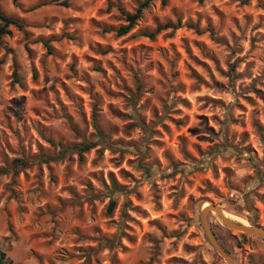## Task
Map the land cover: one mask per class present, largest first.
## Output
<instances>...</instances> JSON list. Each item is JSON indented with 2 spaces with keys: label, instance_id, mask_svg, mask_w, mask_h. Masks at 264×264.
I'll return each instance as SVG.
<instances>
[{
  "label": "rangeland",
  "instance_id": "rangeland-1",
  "mask_svg": "<svg viewBox=\"0 0 264 264\" xmlns=\"http://www.w3.org/2000/svg\"><path fill=\"white\" fill-rule=\"evenodd\" d=\"M109 2L142 6L129 33ZM0 9L18 21L0 39V264H227L209 202L264 227V0ZM208 223L264 264L263 237Z\"/></svg>",
  "mask_w": 264,
  "mask_h": 264
},
{
  "label": "trees",
  "instance_id": "trees-1",
  "mask_svg": "<svg viewBox=\"0 0 264 264\" xmlns=\"http://www.w3.org/2000/svg\"><path fill=\"white\" fill-rule=\"evenodd\" d=\"M160 1L162 4H164L166 2V0H160ZM60 4L66 5V2L60 1ZM113 5H115L118 12L122 16H124V23H121L116 27V30H115L116 34L119 36L125 35L133 29L136 21L140 17L142 6L137 8L134 12L130 13V12L125 11L120 5L113 4L112 2L108 3V8H111ZM10 24L18 25V21L16 19L4 14L2 12V10L0 9V39H1L3 34H6L9 32L7 27ZM175 26L176 25L173 24L172 22H165L163 24H157L153 30H144V31H141L139 34L146 36L148 38H153L156 33L160 32L162 30L168 29V28H175ZM188 26L198 30L196 25H194V24L189 23ZM47 48L50 50V47L47 46ZM232 72H233V69L230 68L228 71L230 78H232L234 76ZM140 126L143 129V133H144L145 137H148L149 133L152 131L151 128L149 126H146L143 123H140ZM95 129H96L99 137L103 138L104 137L103 132L96 125H95ZM49 141H51V140L49 139ZM93 146H94L93 143H80L78 146H75V147H78V151L82 152V151H85V150H87ZM12 163H13V165L24 164V161L16 158V159H13ZM225 251L227 253H229L226 249H225Z\"/></svg>",
  "mask_w": 264,
  "mask_h": 264
},
{
  "label": "water",
  "instance_id": "water-1",
  "mask_svg": "<svg viewBox=\"0 0 264 264\" xmlns=\"http://www.w3.org/2000/svg\"><path fill=\"white\" fill-rule=\"evenodd\" d=\"M112 205H110L109 210ZM212 212L215 214L218 222L225 227L226 229L236 230L241 233L258 235L264 238V227L257 224L242 223L237 220H233L225 215L223 209L218 206L213 205L212 202H209L208 205H205L200 212L201 225L204 231L206 238L211 244L214 251L227 263V264H240L235 261L229 253L219 244L217 241L213 230L211 229L208 223V214Z\"/></svg>",
  "mask_w": 264,
  "mask_h": 264
},
{
  "label": "bare ground",
  "instance_id": "bare-ground-1",
  "mask_svg": "<svg viewBox=\"0 0 264 264\" xmlns=\"http://www.w3.org/2000/svg\"><path fill=\"white\" fill-rule=\"evenodd\" d=\"M225 215H226L227 217H229V218H231V217L233 216V215L230 216L229 214H226V213H225ZM235 218H236V216H235ZM238 219H239V220H237V221H241L242 223H245L242 219H240V218H238ZM220 226H221V225H220Z\"/></svg>",
  "mask_w": 264,
  "mask_h": 264
}]
</instances>
